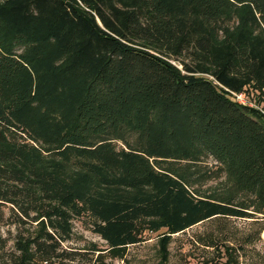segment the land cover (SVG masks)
Returning a JSON list of instances; mask_svg holds the SVG:
<instances>
[{
    "label": "trees",
    "instance_id": "16d2710c",
    "mask_svg": "<svg viewBox=\"0 0 264 264\" xmlns=\"http://www.w3.org/2000/svg\"><path fill=\"white\" fill-rule=\"evenodd\" d=\"M233 4L240 24L219 37ZM0 86V215L17 229L0 264H98L63 245L84 211L122 249L144 239L142 218L171 233L255 212L197 193L165 159L212 155L264 209V113L233 94L264 95V0H0Z\"/></svg>",
    "mask_w": 264,
    "mask_h": 264
},
{
    "label": "rangeland",
    "instance_id": "374dc122",
    "mask_svg": "<svg viewBox=\"0 0 264 264\" xmlns=\"http://www.w3.org/2000/svg\"><path fill=\"white\" fill-rule=\"evenodd\" d=\"M242 6L233 4L214 23L222 37L240 24ZM182 66L178 59H170ZM186 61H188L186 59ZM245 97L250 104L264 113V95L247 90ZM9 93L0 86V103L9 101ZM47 159L63 165L62 174L69 177L76 167L74 157L67 159L48 154ZM161 167L181 174L197 193L224 200L233 197L242 206L254 210L251 216L217 214L206 218L184 231L168 233L165 227L151 230L147 220L140 219L137 231L144 237L139 242L122 248L112 247L98 233L92 230L96 220L89 211L72 217V233L63 245L80 249H94L98 264H264V209L252 193L239 188L234 178L222 163L212 155L197 159L170 158L161 162ZM0 235L7 237V248L14 247L17 229L7 218L8 208L2 207ZM31 226L28 231L37 229ZM168 233L164 246L163 234ZM40 261L49 263V257L34 255Z\"/></svg>",
    "mask_w": 264,
    "mask_h": 264
},
{
    "label": "built area",
    "instance_id": "2783aa9c",
    "mask_svg": "<svg viewBox=\"0 0 264 264\" xmlns=\"http://www.w3.org/2000/svg\"><path fill=\"white\" fill-rule=\"evenodd\" d=\"M233 94L235 95L236 99L240 102H243V103H249L245 97V94L242 93V92H234L233 91Z\"/></svg>",
    "mask_w": 264,
    "mask_h": 264
}]
</instances>
